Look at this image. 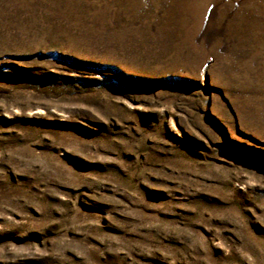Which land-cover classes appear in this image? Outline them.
I'll return each instance as SVG.
<instances>
[{
  "label": "rangeland",
  "instance_id": "rangeland-1",
  "mask_svg": "<svg viewBox=\"0 0 264 264\" xmlns=\"http://www.w3.org/2000/svg\"><path fill=\"white\" fill-rule=\"evenodd\" d=\"M0 264H264V0H0Z\"/></svg>",
  "mask_w": 264,
  "mask_h": 264
}]
</instances>
